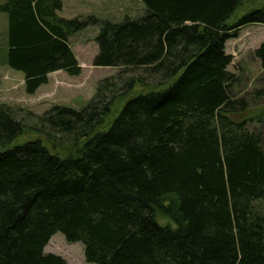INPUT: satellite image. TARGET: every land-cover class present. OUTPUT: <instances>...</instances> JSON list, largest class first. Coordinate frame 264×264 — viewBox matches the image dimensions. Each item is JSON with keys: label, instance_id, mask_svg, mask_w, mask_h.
Segmentation results:
<instances>
[{"label": "trees", "instance_id": "trees-1", "mask_svg": "<svg viewBox=\"0 0 264 264\" xmlns=\"http://www.w3.org/2000/svg\"><path fill=\"white\" fill-rule=\"evenodd\" d=\"M247 1L142 0L118 23L63 19L60 0L0 5L27 95L81 74L69 38L90 25L93 66L120 68L80 109L0 104V264H67L43 253L58 232L90 264H264V148L235 118L248 105L225 48L264 26V5L232 20ZM254 55L264 68V42ZM25 134L42 139L8 148Z\"/></svg>", "mask_w": 264, "mask_h": 264}, {"label": "rangeland", "instance_id": "rangeland-1", "mask_svg": "<svg viewBox=\"0 0 264 264\" xmlns=\"http://www.w3.org/2000/svg\"><path fill=\"white\" fill-rule=\"evenodd\" d=\"M60 1L62 9L58 12V16L67 20H85L88 17H94L100 22L118 23L125 18H138L145 12L142 0ZM1 2L3 1L0 0ZM263 5L264 0H248L236 11L232 20L248 10ZM1 15L5 17L3 13H0V17ZM0 31H3V35H0V104L18 107L35 115H42L54 105L80 109L93 96L100 80L115 76L120 71V68L93 66V58L98 52L95 37L99 27L90 25L69 38L72 51L81 67V74L72 77L64 72H58L51 75L49 83L40 87L34 95H27L23 85V74L4 63L5 29L1 23ZM2 38L3 42H1ZM262 42H264V26L251 24L242 27L236 37L226 42L225 48L226 53L232 58L228 71L235 77V84L230 89L233 99L242 98L248 105V109L235 115V118L246 120L249 130L261 135L264 148V68L254 55V51ZM28 120L32 123L31 119ZM37 138L42 139V136L21 135L9 144L8 148ZM167 222V219L162 220L164 224ZM43 253L60 256L67 264H90L84 260L83 245L79 242H66L59 232L50 238Z\"/></svg>", "mask_w": 264, "mask_h": 264}, {"label": "crops", "instance_id": "crops-1", "mask_svg": "<svg viewBox=\"0 0 264 264\" xmlns=\"http://www.w3.org/2000/svg\"><path fill=\"white\" fill-rule=\"evenodd\" d=\"M1 1H3V2H1L0 3V5L1 4H3L6 0H1ZM0 23L2 24V27L4 26V29H5V39H4V42H5V45L7 44V17H6V15H5V17H3L2 15H1V17H0ZM3 33V31H0V35ZM3 35V34H2ZM1 42H3V38L1 39ZM6 50H7V45H6ZM58 72H63V71H56V72H53V73H50L49 75H48V83H49V78H50V76L51 75H53V74H56V73H58ZM65 73V72H64ZM23 83H24V79H23ZM47 83V84H48ZM47 84H44V85H47ZM43 86V85H42ZM42 86H40V87H42ZM39 87V88H40ZM39 88H38V90H39ZM37 90V91H38ZM36 93V92H35Z\"/></svg>", "mask_w": 264, "mask_h": 264}]
</instances>
